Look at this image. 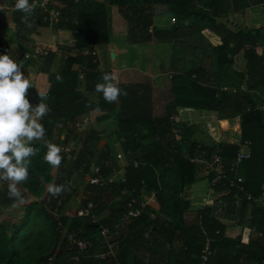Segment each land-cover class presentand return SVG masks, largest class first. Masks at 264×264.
Masks as SVG:
<instances>
[{"label": "trees", "instance_id": "obj_1", "mask_svg": "<svg viewBox=\"0 0 264 264\" xmlns=\"http://www.w3.org/2000/svg\"><path fill=\"white\" fill-rule=\"evenodd\" d=\"M251 1L264 3V0ZM9 2L14 7L15 0ZM249 3L248 0H49L46 7L59 11L58 20L49 22L48 11L38 8L31 28L21 23L22 13L15 8L11 10V21L17 26L12 36L39 25L69 30L72 41L68 47L78 54H66L54 71L52 66L58 50L63 49L61 45L47 54L24 60L19 55L18 60L28 62L26 67L22 66L27 78L31 71L46 76L48 96L44 102L50 112L42 120L45 139L62 148L63 160L58 168H52L43 161L47 150L43 141L33 145L38 148V154L32 157L29 178L19 185L29 193L24 196L28 202L23 215L10 228L6 220L0 219V264H199L205 235L202 229L214 239L212 255L206 264H264V207L261 204L264 200V110L258 108L264 105V100L257 91L264 87V55L255 50L262 28L252 25L232 28L221 19L246 9ZM156 5H164L165 14L175 21L155 13ZM113 6L121 14L119 23L126 26L129 45L139 47L152 37L163 42L170 35L173 40L182 36L184 41L187 29L188 35L197 38V44L203 43L202 58L213 59L216 69L199 64L186 72L171 74L172 99L160 116L152 113L148 82H118L127 95H121L118 102H106L102 93L95 92V85L101 82L105 72L112 71L99 68L96 46L108 44L115 32V22L110 18ZM5 13L0 12V54L12 42V38L3 36L12 32ZM35 44L29 46V52ZM199 47L194 44L193 49ZM241 50L246 60L244 75L234 74L232 69V57ZM57 74L62 75L63 82H57ZM242 84L245 89L241 88ZM185 109L197 110L201 115L204 111L212 112L222 119L216 122V130L212 127L210 131L223 142L210 138L205 143L194 138L191 128L195 123H190ZM93 111L112 116L111 134L119 149L125 153L130 151L138 165L124 167L123 182L105 186L84 184V197L76 207L69 208L67 201L77 192L66 191L53 197L47 192L49 185H69L74 170H81L85 180L95 165L100 167L103 176L111 175L118 167L113 147L104 142L99 148L106 134L94 127L79 132L78 120L85 115L90 122L87 114ZM235 117L240 124L238 143L251 142L250 158L238 164L234 163L241 146L226 143L238 136V123L226 120ZM67 146L70 150L64 152ZM213 155L219 157L218 169L224 176L214 183L215 193L211 194L209 185L219 174L217 166L202 174L204 165L191 159L203 156L209 161ZM236 176L242 179L243 191L230 185ZM123 190L127 192L124 195ZM151 192L155 196L152 209L146 207V212L124 228L113 229L126 197L146 199ZM221 193L219 197L217 194ZM247 194L252 198L247 199ZM109 199L114 207L109 205ZM237 199L239 206L235 205ZM88 201L93 203L96 220L75 214L77 207ZM214 201L228 205L227 215L236 213L242 228L235 240L224 238V226L212 216ZM12 203L8 192L0 191V207ZM64 209L71 215L53 212ZM107 209L111 210L102 216ZM149 209L155 212L154 218H150ZM248 211L250 217L246 219ZM189 212L196 215L189 219L185 216ZM104 227L109 230L106 235L101 232ZM79 241L86 244L84 249L79 248ZM232 248L237 251L231 255L234 257H229Z\"/></svg>", "mask_w": 264, "mask_h": 264}, {"label": "clouds", "instance_id": "obj_2", "mask_svg": "<svg viewBox=\"0 0 264 264\" xmlns=\"http://www.w3.org/2000/svg\"><path fill=\"white\" fill-rule=\"evenodd\" d=\"M14 8L22 13L21 23L31 28L35 12L32 0H15ZM4 11L0 8V12ZM56 80L63 82L62 75L57 74ZM32 86L22 65L9 53L0 54V181L7 183L8 196L16 206L26 202L19 185L29 178L32 157L39 151L33 146L36 142L43 141L47 149L43 161L52 168H58L63 160L62 148L45 139L46 128L42 120L50 112L48 104L44 102L48 93L36 88L40 102L33 106L27 97ZM95 92L102 93L108 103L118 102L121 95H127L119 86L118 75L114 71L102 75L101 82L95 85ZM68 190L69 185L66 184L47 187V192L53 197Z\"/></svg>", "mask_w": 264, "mask_h": 264}, {"label": "crops", "instance_id": "obj_3", "mask_svg": "<svg viewBox=\"0 0 264 264\" xmlns=\"http://www.w3.org/2000/svg\"><path fill=\"white\" fill-rule=\"evenodd\" d=\"M248 2H251V4L249 3V6L246 9L239 11V12H233V14L230 13L226 17H222L221 19L227 20V21H230V20L233 21L234 20L235 21V23L233 22L234 26L231 25L233 27L251 26V25L261 27L262 28L261 37H260L261 40L258 44H256L255 50L259 54L264 55V3H258V2L254 3L251 0H248ZM113 8H114V10L116 9L118 11L117 7L113 6L111 8V10H113ZM111 16L114 19L113 23L115 22V24H114L115 32L112 33L110 42L108 44H106L109 47L110 64L107 67L103 66V68H102L100 63H99V68L102 70L108 69L112 72L113 71L116 72L118 75V82H120V83L136 82V80L135 81H133V80H129V81L120 80L122 78L124 79V77H126V75L123 73L121 74V72H119V71H120V69H122V71L126 70V69H124V68H126L125 64L127 63L126 57H127L128 53L133 49L129 50V47L127 44L126 33H125V31H126L125 24L123 22L119 23V21L121 20V14L119 13V11H118L117 15H115V16L111 15ZM112 17H111V19H112ZM12 32H15L14 27L12 28ZM3 36H4V38L8 36L9 40H10V38H12V42L10 43V45H8L7 47H5L3 49L1 54L9 53L12 56V58L14 60H17V62L19 64H21L23 67H26L28 62H25L23 60L22 61L18 60L16 57L17 54H19L23 50L25 51L26 49L29 48L30 45L37 43V41H42L41 39L45 38L44 36H46V37L48 36V38L51 37V42H53V44H52L53 47H55V45H57V48H59V46L61 45L60 47L65 49V50H67V48L71 49L70 47H68L71 44L70 41L72 40L71 31L61 30V29H53L52 26L39 25V26L35 27L34 30H30L28 32H25V33L17 35V36H12L11 32L4 33ZM190 36H192V35H190ZM152 39L155 40L154 37ZM54 40H55V42H54ZM175 42H176V40H175ZM200 43H202V42L201 41L198 42V46ZM49 45H51V44H49ZM195 46H196V44H195ZM48 47H50V46H48ZM97 47L98 46H96V52H97ZM132 47H134L136 49H138L140 47V51H145V49H143V46L141 47L140 45H139V47L132 45ZM114 48H115V51H114ZM200 48H203V44H202V46H200L198 48V50L192 49V51L196 52V53L200 51V56L198 55V57L196 58L197 60L195 59L196 62H195V60H193L194 62H192V63L188 62L189 67L186 66L185 69L181 71V69L175 67V65L172 63L174 61L170 59L171 63H170L169 70L173 74L182 73V72H186L190 68L196 67L199 64L204 65L207 69H210V70L216 69L217 65H214L213 59L208 60L206 58H202V56L204 57L205 49H200ZM54 50H55V48H54ZM58 52L62 53L61 50H58ZM58 52H57L55 61H57L58 58H61V55L58 56V54H59ZM112 53L114 54V57H111ZM172 53L173 54L175 53V57H176V52L173 49H172V52L169 53V56H173ZM116 58L118 59V65L116 64V62H113ZM55 61H54V63H55ZM209 61H210V63H209ZM245 62H246V60L244 58V54H243L242 50L232 57V69L234 71V74L235 73L236 74L240 73L243 75L245 74V72H246V68H245L246 63ZM54 63L52 66V70L54 69ZM133 67H135V66H133ZM146 67L147 66H144V64L139 66V67H138V65H136V68L139 69L140 73L135 75V77H144V75H147V73H146L147 68ZM130 75L133 76L131 71H130ZM127 76H129V75H127ZM28 79L33 83V86L29 88L28 93H27V97L30 100V102L32 103V105L34 106L40 102L39 97L37 95L38 90L36 88H38L42 91H46L47 87H48V82L46 80L45 75L40 74V73L34 74L33 71L30 72V77ZM244 80L245 79H242V82H244ZM137 82H139V81H137ZM34 84L36 87L34 86ZM257 91L259 92L258 95L261 97V100L262 99L264 100V87H261V89H259ZM89 95H90V93H89ZM151 101H152V99H151ZM164 112H165V107H164ZM100 113L101 112L93 111V112H89L87 114L89 116L90 120H91L93 114L96 115V118L92 119L90 121L91 126L97 125L99 123V122H97L98 121L97 115ZM152 113H153V111H152ZM184 113L186 114L187 118L191 119L192 124L197 123V122L204 124L206 133L213 140L220 141V140H218V138L213 136V134L210 131V128L213 127L216 130V128L218 127V124L216 122L219 120H222V119L217 118L212 112H206V111H204L202 113V115L199 114V112H197V110L195 111L193 109H191L190 111L185 110ZM102 114H103V117H109L110 116L109 113H106V114L102 113ZM153 115L160 116V115H162V113L158 114V115L153 113ZM100 118H102V117H100ZM226 120H229V121L234 120L238 123V136L236 137V139L233 142H226V143L237 144L238 141L240 140L239 118L235 117V118H229ZM223 194H226V193L223 192ZM223 194L221 193V194H217V195L219 197H221ZM224 203L225 202H215V201L213 202V204H212L213 205L212 206V216H214L216 219H218L220 221V223L224 226V228H223L224 238L229 239V240L230 239L235 240L240 235L242 227H241V225H239L237 223L236 213H233L232 215H227L226 209H227L228 205H226ZM257 203H260V202H257ZM190 214H191V218L196 215L195 212H189L185 216L189 218ZM249 217H250V213L248 211L246 219H248ZM246 226H247V223H246ZM204 232H207V231L202 229L203 234H204ZM236 251H237L236 248H232L231 251L229 252V254H230L229 257H234L231 255L236 253ZM225 261L228 262L229 260L227 258H225ZM251 264H253V263H251Z\"/></svg>", "mask_w": 264, "mask_h": 264}, {"label": "rangeland", "instance_id": "obj_4", "mask_svg": "<svg viewBox=\"0 0 264 264\" xmlns=\"http://www.w3.org/2000/svg\"><path fill=\"white\" fill-rule=\"evenodd\" d=\"M4 3L6 5L10 6L9 0H4ZM164 9H165L164 5L154 6L155 13L162 14L163 19L169 18L170 19L169 21L172 22L171 18L165 14ZM5 10H6L5 14L7 16V24L9 26V28L12 29L14 27V22H12L11 18H10V15H11L10 12L12 9H5ZM117 13H118V11L116 9L114 10V8H113V10L110 11V18L112 17L111 15L115 16V15H117ZM232 14H233V12H232ZM113 21H114V19L112 17V22ZM225 21H227V20H225ZM167 22H168V20H167ZM227 22L229 24L228 26L233 28L235 21L230 20ZM231 25H233V26H231ZM16 28H17V26L15 25L14 29L16 30ZM151 30L152 29L149 28L148 32H151ZM11 34H14V33L11 32ZM21 34H23V33L21 32ZM151 34L152 33H150V35ZM183 36H185L184 41H182L183 37L181 36V39H179V38H178L179 40L177 39L178 41L175 39L176 42H175V40H173L171 35L167 36V40L164 39L165 41H163V42L159 41V40L157 41L154 39H145V42L142 45H140L141 47L143 46V49H145V51H140V47L138 49H136V48L132 47L131 45H129L127 37H126L129 50L130 49H133V50H131L126 57L127 63L125 64L126 68H124L126 70L122 71V69H120V71H119V72H121V74L123 73L126 75V77H124V79L122 78L120 80H123V81H129V80L135 81L136 80V82L139 81V82H143V83L148 82L151 86V91H152L151 105H152V111L154 114H157V115L161 114V113L164 114L165 104L167 102H170L171 98H172V95L170 93V84H171L172 79L169 77L170 74L172 73L169 70L170 63H171L170 61L173 60L174 62H172V63L175 65V67L181 69V71H182L185 69L186 66H188V62L192 63V62H194L193 60H195L198 57V55L200 56V51L197 53L192 51V49L194 48V44L198 45L197 44V41H198L197 38L195 36L189 37L190 35H188L187 29H186V34H184ZM44 37L45 38L41 39L42 41H37V44H39V46H43V47L47 46V45L52 46L53 42H51V37L50 38H48V36L47 37L44 36ZM54 42H55V40H54ZM188 42L190 44H188ZM49 44H51V45H49ZM202 44L203 43H200L199 46H202ZM53 48L56 49L57 45H55V47H53ZM115 48H114V51H115ZM172 49L176 52V57H175V53L174 54L172 53L173 56H169V53L172 52ZM25 51L29 52V49H26ZM25 51L24 50L21 51L19 53V55H22L23 53H25ZM72 52H74L75 54H78V51L77 50L73 51V48L67 49V50L62 49V53L58 52L59 53L58 56L61 55V58H58L57 61H55L53 71L58 68L60 62L62 61V58H65L66 54H69ZM97 58H98L99 63H100L102 68H103V66L107 67L110 64V52H109V47L107 45H101V46L97 47ZM196 60H195V62H196ZM113 62H116V64L118 65V59L117 58ZM209 63H210V61H209ZM143 64H144V66H147L146 67L147 68L146 69L147 75H144V77H135V75L140 73L139 69L136 68V65H138V67H139ZM133 66H135V67H133ZM130 71L132 72L133 76L130 75ZM127 75H129V76H127ZM91 97H94V95L91 94ZM97 116H98L97 122H99L97 125L91 126L90 122H89L85 126H80L79 132L81 133V131H84L85 129L87 130L90 127H94L95 129L106 134V137L103 139V141L100 142L99 148H101V146L104 142H108L113 147V153L117 152V150L119 149V145H118L117 141L115 140L114 135L111 134L112 130H113L112 116L103 117L102 112L100 114H98ZM100 117H102V118H100ZM95 118H96V115L93 114L91 120L95 119ZM191 131H192V136L194 138H197V139H199L205 143H207L208 140H210V138H211L206 133L205 126L202 123L197 122V123L193 124ZM226 136H227V138L230 137L229 134H226ZM231 140H233V139L230 137V141ZM220 142H223V141L220 140ZM224 142H226V141H224ZM84 186H85L84 185V177L81 173V170H76V171L74 170L71 177H70L69 190L67 191V193L68 192H77V193H74L73 196L71 195L69 197L67 204H66V207L69 206V208H74L79 204V200L81 199L80 196H82V194H83ZM122 195H124V194H122ZM110 200L111 199H109V205L114 207L113 202L110 203ZM117 200H118V198L115 199V202ZM25 201L26 202L20 206H16V204L13 201V203L10 205H5L3 207H0V219L6 220V222H8V224H9L8 225L9 228L11 226V223L16 222L23 215L25 205L28 202V199H25ZM61 202H63V198H61ZM108 208H110V207H108ZM110 210L111 209L105 210L102 213V216L106 215ZM53 212L55 214H64V215H68L70 213L69 210H65V209L63 211H60V212L57 210H54ZM189 219H191V214L189 215ZM62 232H64V231H62Z\"/></svg>", "mask_w": 264, "mask_h": 264}, {"label": "built area", "instance_id": "obj_5", "mask_svg": "<svg viewBox=\"0 0 264 264\" xmlns=\"http://www.w3.org/2000/svg\"><path fill=\"white\" fill-rule=\"evenodd\" d=\"M49 0H32V2L34 3L35 6V10L38 8H42L44 11H48V20H50L49 22H53V21H57L58 17H59V11L55 10L53 8L51 9H47V3ZM0 8L5 9H13L14 7H12L11 5L8 6L6 5L2 0H0ZM6 11V10H5ZM45 18V17H44ZM172 22L175 21L174 18L171 19ZM72 41V40H71ZM50 50H54L53 46H39V44H35L32 47V51L31 52H25L22 54V59H27L30 57H34L36 55H44L47 54L48 51ZM17 59L19 58V54H17ZM171 78V74L169 76ZM242 89H245V85L242 84L241 85ZM232 91H235V87L232 88ZM261 110H264V105H260L258 107ZM187 111H190L191 109H185ZM190 119V118H189ZM191 121V120H190ZM89 119L87 116H83L80 120H78L77 122V126H85L86 124H88ZM191 123V122H190ZM241 147L237 153L236 159H235V163L234 164H238L239 162H241L244 159H248L251 156V142L246 141L244 143H238ZM64 152H68L70 150V147H64L63 148ZM115 160L118 164V167L113 170V173L109 176H103L100 174V167L99 166H93V168L91 169V172L88 173L85 177L84 180V184H90V185H98V186H105L109 183H114L115 181H124L125 180V176H124V167L127 164H132L134 167L138 165V161L134 160L132 155L130 154V151H127L126 153L124 151H122L121 149H118L117 152H115ZM191 161H199L200 163H202L204 165V169L202 171V174H206L208 173L211 169H213L214 166H217L216 169H218L219 167V162L220 159L217 155H213L209 161H207L205 158H203V156H199L192 158ZM219 174L217 176H215V178L212 180L211 184L209 185V192L211 194H214V183H216L220 177H223L224 174H222V170L218 169ZM240 182H242L241 177H237L236 179L230 180V185L235 186L237 188L238 191H243L244 188L243 186L240 184ZM23 196L25 195H29V193L27 192L26 189L19 187ZM0 191L1 192H8L7 189V183L0 181ZM122 194L127 193L124 192V190L121 192ZM81 198L84 197V193L82 194V196H80ZM251 195L247 194V199H251ZM155 201V196H154V192H151L148 197L146 199H138L135 198L133 196L126 197L124 199L123 202V210L120 214V218L118 220V223L114 226L113 229H121L124 228L127 224H129L132 220H134L135 218L140 217L144 212H146L145 210L148 208H151V205L154 203ZM255 202H258V200H254ZM240 201L237 199L235 200V205H239ZM261 204L264 207V201L261 202ZM93 209V203L91 201H88L86 204L78 206L76 209V216L81 217V216H90L93 220H96V216L93 214L92 212ZM152 209V208H151ZM149 209L147 212L149 213L150 218H154L155 217V212L153 210ZM68 215H71V213H69ZM108 227H104L102 229V234L106 235L108 233ZM204 237H203V243H202V248H201V253H200V263L199 264H206L207 261L209 260V257L212 255V249H211V243L214 241L213 238L209 237L206 233H204ZM78 246L81 249H84L86 247V244L82 241L78 242ZM103 256V255H102Z\"/></svg>", "mask_w": 264, "mask_h": 264}, {"label": "water", "instance_id": "obj_6", "mask_svg": "<svg viewBox=\"0 0 264 264\" xmlns=\"http://www.w3.org/2000/svg\"><path fill=\"white\" fill-rule=\"evenodd\" d=\"M111 57H114V54H111ZM184 186V178L181 176V188Z\"/></svg>", "mask_w": 264, "mask_h": 264}]
</instances>
